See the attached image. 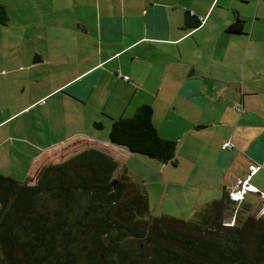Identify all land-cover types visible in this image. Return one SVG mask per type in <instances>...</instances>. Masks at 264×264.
Segmentation results:
<instances>
[{
    "label": "crops",
    "instance_id": "0c3cea01",
    "mask_svg": "<svg viewBox=\"0 0 264 264\" xmlns=\"http://www.w3.org/2000/svg\"><path fill=\"white\" fill-rule=\"evenodd\" d=\"M0 4L10 19L0 23V173L24 181L101 147L119 175L152 177L165 189L192 181L194 214L210 194L237 190L258 162L251 182L259 192L242 204L264 215V0ZM188 15L201 24L188 29ZM237 17L245 33L228 31ZM142 104L177 141L175 165L110 140L113 120Z\"/></svg>",
    "mask_w": 264,
    "mask_h": 264
},
{
    "label": "trees",
    "instance_id": "16d2710c",
    "mask_svg": "<svg viewBox=\"0 0 264 264\" xmlns=\"http://www.w3.org/2000/svg\"><path fill=\"white\" fill-rule=\"evenodd\" d=\"M9 20L0 4V23ZM201 21L188 15L185 25ZM244 28L237 17L228 31ZM153 113L142 104L114 119L110 140L175 165L177 141L159 133ZM227 142L224 149L235 145ZM253 165L251 179L262 167ZM118 166L104 148L89 147L24 181L0 173V264H264V215L242 204L254 192L240 201L223 194L189 219L152 216L145 183L119 175Z\"/></svg>",
    "mask_w": 264,
    "mask_h": 264
},
{
    "label": "rangeland",
    "instance_id": "374dc122",
    "mask_svg": "<svg viewBox=\"0 0 264 264\" xmlns=\"http://www.w3.org/2000/svg\"><path fill=\"white\" fill-rule=\"evenodd\" d=\"M117 173L120 174L119 169L117 170ZM127 175L133 178L132 175L130 174ZM191 184H193L192 181L189 182V185L187 184L188 187L181 185V188H176L170 185L167 189H165L162 185L157 183L156 180L153 179L152 177L148 178V180L145 181V186L146 189H148L147 192H149L148 195H149V201L151 207V215L161 216L163 214H168L182 219L191 218L193 215L191 213L192 207H194L195 205L196 197L200 195L199 192H197L198 195H194L193 192L194 189L190 187ZM222 192H223L222 190L217 191L216 193L218 194H216V196L215 194H210V198L208 200H214L222 197L220 194ZM204 199H206V197ZM232 215L234 216V214ZM234 219L235 217L232 218L231 220L233 223H234Z\"/></svg>",
    "mask_w": 264,
    "mask_h": 264
},
{
    "label": "built area",
    "instance_id": "2783aa9c",
    "mask_svg": "<svg viewBox=\"0 0 264 264\" xmlns=\"http://www.w3.org/2000/svg\"><path fill=\"white\" fill-rule=\"evenodd\" d=\"M228 146L231 147V142H227L225 144V147ZM251 169H252L251 170V175H252L259 169V165H252ZM251 175L241 180L240 186L237 190L230 192L232 199L236 201L244 200L249 192H259V189L251 182Z\"/></svg>",
    "mask_w": 264,
    "mask_h": 264
}]
</instances>
